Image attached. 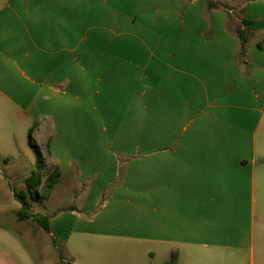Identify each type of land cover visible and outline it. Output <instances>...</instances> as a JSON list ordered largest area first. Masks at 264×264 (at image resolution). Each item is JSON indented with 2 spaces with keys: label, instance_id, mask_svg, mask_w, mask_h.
<instances>
[{
  "label": "crops",
  "instance_id": "0c3cea01",
  "mask_svg": "<svg viewBox=\"0 0 264 264\" xmlns=\"http://www.w3.org/2000/svg\"><path fill=\"white\" fill-rule=\"evenodd\" d=\"M263 42L264 0H0V158L89 185L72 264H264Z\"/></svg>",
  "mask_w": 264,
  "mask_h": 264
},
{
  "label": "rangeland",
  "instance_id": "374dc122",
  "mask_svg": "<svg viewBox=\"0 0 264 264\" xmlns=\"http://www.w3.org/2000/svg\"><path fill=\"white\" fill-rule=\"evenodd\" d=\"M255 37L261 39L259 34ZM29 151L32 155L31 160L22 156L17 160L10 158L8 162H5L0 158V264H59L60 254L64 255L67 261H73V244L77 240L71 236L68 243H65V238L58 236L53 228L54 217L51 216L60 213L64 207L69 205L80 206V196L83 199V196L88 192L89 185L86 184L83 187V184H80L74 175L65 173L50 190L47 179L50 174L56 173L55 167L50 165L43 173L42 185L35 189L33 195L30 196L32 210L34 213L50 217L53 236L57 240V244H55L52 235L46 233L35 222H19L17 220L16 212L20 208V204L14 193L27 191L25 179L37 170L35 154L30 147ZM99 211L100 209H95L92 211V215ZM122 252L123 249L120 248L115 250L113 254L115 262H125L126 258L123 257ZM128 261L134 264H161L157 258L152 259L147 256L144 258L138 251L135 257ZM255 261V264H259L258 258ZM223 264H234V260L233 258L228 259ZM242 264H251L249 257Z\"/></svg>",
  "mask_w": 264,
  "mask_h": 264
},
{
  "label": "trees",
  "instance_id": "16d2710c",
  "mask_svg": "<svg viewBox=\"0 0 264 264\" xmlns=\"http://www.w3.org/2000/svg\"><path fill=\"white\" fill-rule=\"evenodd\" d=\"M212 7H218L221 6L225 8L224 5H218V3H211ZM243 25L250 26V23L248 21H243ZM239 38L242 42V55L244 56L245 51V45L247 43V39L245 36L244 31L238 32ZM264 42L260 44V46H263ZM36 126V125H35ZM33 131L34 127L30 129L28 133V145L32 149V151L35 154V167L36 171H34L28 178L25 179V184L27 186V191H20L15 192L14 196L17 199V202L20 204V208L16 212L17 220L19 222H28L32 221L35 222L41 229H43L48 234H53L52 232V225L50 223V217L46 215H41L33 212V205L31 201V195H33V192L35 189L39 188L42 185L43 180V173L47 170V166L44 160V157L42 155L40 146L36 142V140L33 137ZM60 178V172L57 171L55 174H50L48 176L49 180V189L51 190L53 186L56 184L57 180ZM73 209H66L65 212L72 211ZM53 242L57 244V240L54 236H52ZM59 264H72V260L67 261L66 257L62 254H60L59 257ZM167 264H176V255H173L170 259V261Z\"/></svg>",
  "mask_w": 264,
  "mask_h": 264
}]
</instances>
